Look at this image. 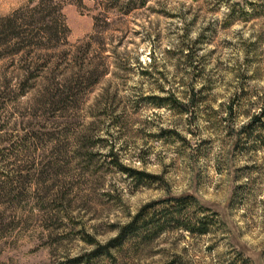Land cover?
Returning a JSON list of instances; mask_svg holds the SVG:
<instances>
[{"label": "rangeland", "instance_id": "1", "mask_svg": "<svg viewBox=\"0 0 264 264\" xmlns=\"http://www.w3.org/2000/svg\"><path fill=\"white\" fill-rule=\"evenodd\" d=\"M42 1L0 0V264H264V0Z\"/></svg>", "mask_w": 264, "mask_h": 264}, {"label": "trees", "instance_id": "2", "mask_svg": "<svg viewBox=\"0 0 264 264\" xmlns=\"http://www.w3.org/2000/svg\"><path fill=\"white\" fill-rule=\"evenodd\" d=\"M47 1L48 0H43L42 2H40V4L34 8L32 10L33 13H38V15L40 16L39 19H32V24H29V26H27L28 28L34 27L36 25L37 29L39 31H49V28L47 26V24L44 23V18H42L41 14L44 12L49 11V9H53L55 11V14H57V18L61 17V13H60V5L56 4L53 5L54 7H50L49 5H47ZM54 14V12H53ZM33 16V15H32ZM17 22V15L13 14L11 16H9L8 18H6L4 20V23H6L7 27H4L6 29V31L8 29H12L14 36H17L18 33H15L16 31V26L15 23ZM34 27V28H36ZM177 204L182 205V206H186L187 204V200L182 198V199H176L175 200ZM177 224H180V226L182 227V229H184L185 231H188L189 233H198V234H204L207 232V227L206 225L201 222V221H196V223H179L180 221H176ZM182 224V225H181ZM132 228V226H128L126 229H130ZM122 238V235L119 237Z\"/></svg>", "mask_w": 264, "mask_h": 264}]
</instances>
